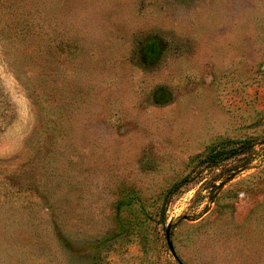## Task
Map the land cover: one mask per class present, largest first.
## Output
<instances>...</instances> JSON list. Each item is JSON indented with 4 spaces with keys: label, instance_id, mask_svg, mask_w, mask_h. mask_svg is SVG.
<instances>
[{
    "label": "rangeland",
    "instance_id": "374dc122",
    "mask_svg": "<svg viewBox=\"0 0 264 264\" xmlns=\"http://www.w3.org/2000/svg\"><path fill=\"white\" fill-rule=\"evenodd\" d=\"M0 264H264V0H0Z\"/></svg>",
    "mask_w": 264,
    "mask_h": 264
},
{
    "label": "trees",
    "instance_id": "16d2710c",
    "mask_svg": "<svg viewBox=\"0 0 264 264\" xmlns=\"http://www.w3.org/2000/svg\"><path fill=\"white\" fill-rule=\"evenodd\" d=\"M237 141H235L236 143ZM228 141L220 142L219 144L211 146L207 154L200 159V162L203 164H212L218 165L222 160L234 157L238 154L245 152L244 146L246 147V141H242L240 144L243 146L242 148H234L228 147ZM185 181L181 180L178 183H175L168 191L166 196L171 195L177 192L179 186H181ZM138 199L137 195L133 192H127L124 197L117 201L116 203V220H117V227L113 231H111L106 237L99 240L94 247H101L119 237H122L127 232V223L122 218V212L126 208L130 207L136 200ZM168 202V201H167ZM166 209L162 210V214L165 213Z\"/></svg>",
    "mask_w": 264,
    "mask_h": 264
},
{
    "label": "flooded vegetation",
    "instance_id": "af4514ba",
    "mask_svg": "<svg viewBox=\"0 0 264 264\" xmlns=\"http://www.w3.org/2000/svg\"><path fill=\"white\" fill-rule=\"evenodd\" d=\"M155 50H157L156 54H154ZM146 52L149 58L155 59L159 55L160 49L155 41H151L148 45Z\"/></svg>",
    "mask_w": 264,
    "mask_h": 264
},
{
    "label": "water",
    "instance_id": "95a60500",
    "mask_svg": "<svg viewBox=\"0 0 264 264\" xmlns=\"http://www.w3.org/2000/svg\"><path fill=\"white\" fill-rule=\"evenodd\" d=\"M156 53H157V50H155V53H154V54H156ZM224 184H225V182L222 183V184L220 185V187H222Z\"/></svg>",
    "mask_w": 264,
    "mask_h": 264
}]
</instances>
